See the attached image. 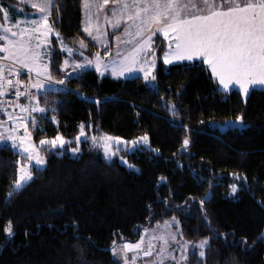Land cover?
<instances>
[{"label":"trees","instance_id":"16d2710c","mask_svg":"<svg viewBox=\"0 0 264 264\" xmlns=\"http://www.w3.org/2000/svg\"><path fill=\"white\" fill-rule=\"evenodd\" d=\"M2 3L0 18L18 0ZM49 20L66 43L78 47L83 39L100 49L84 31L83 0H53ZM121 29L110 32L112 46ZM154 40L158 92L145 87L142 76H100L92 68L66 81L73 91L43 97L45 107L57 111L49 110L46 118L32 114L35 125L27 120L35 141L59 132L70 142L54 151L44 147L45 167H32L34 179L11 199L7 194L27 157L0 146V264H114L113 241L136 242L144 229L172 217L184 239L210 238L204 257L197 249L190 252V264H264V90L251 91L246 99L237 89L217 90L218 80L201 60L164 65L166 43L159 33ZM65 55L53 37L50 72L56 79L63 78ZM166 101L181 109L179 116H172ZM237 115H243V123L235 121ZM81 122L90 137L108 133L134 139L147 132L151 147L125 153L136 167L106 158L90 137L73 155ZM184 136L191 143L182 151ZM232 184L238 185L235 193ZM8 220L12 235L3 231Z\"/></svg>","mask_w":264,"mask_h":264},{"label":"snow or ice","instance_id":"6c2138e0","mask_svg":"<svg viewBox=\"0 0 264 264\" xmlns=\"http://www.w3.org/2000/svg\"><path fill=\"white\" fill-rule=\"evenodd\" d=\"M108 2L109 0H103L98 4L97 11L104 8ZM111 2L113 4L112 15L105 14L104 20L111 24L114 30H118L122 21L126 22L123 35L128 40H123L120 36L113 39L118 44L132 41L135 46L130 47L122 55H117L115 59H103L99 53H96L94 58L84 56L80 60L72 59L69 56L60 65V69L65 70L61 79L52 76L48 71L47 63H40L42 56L38 50L42 44L49 42L48 34L55 31L49 21L53 8L52 0L31 3V7L36 10L32 13L36 16L35 19L17 20L15 25L11 23L0 25L4 41L0 43V49H3L6 59L11 61L7 65L0 63V96L10 90L9 87H6L8 85L15 88L17 98L27 96L29 101L28 104L12 105L14 108H19L22 114H28L20 119L8 114V120L14 125L12 128H7L5 122L0 121V128H4V131L0 132V144L9 147L7 142L10 141V146L13 149L18 148L27 157V160L17 169L16 178L12 181L13 190L7 194L8 199H11L16 192L22 191L26 183L34 179V174L28 166L29 161L34 162L32 167H35L37 171L41 170V167L46 163L45 157L40 154V148L32 142L31 133L25 121L31 119L35 125L36 118L32 115L33 112L46 118L49 110L57 111L55 107H41L39 98L30 92V88L42 90L45 100H47L49 91H73L67 86L66 81L80 78L84 72L92 70V66H94L95 72L100 76L110 73L113 77H125L126 79H138L137 70L142 71L145 87L158 92L159 84L154 71L156 69V51L153 40L157 33H162L168 41L167 48L163 51L164 65H169L174 61L194 62L196 58H200L202 66L210 67L213 77L218 80L217 90L222 88L228 92L232 86H238L237 90L245 97L258 88L264 90V0H111ZM85 7H89L87 0H85ZM0 9H3L2 0H0ZM4 18L8 19L6 9H4ZM92 25L93 20L89 15L84 28V31L89 35H92ZM13 27L17 30L13 31ZM95 27L97 36L93 39L103 38L106 33L100 30L99 23ZM56 36L61 40V47L66 48L71 54L73 48L63 43L59 32H56ZM33 40L39 43L34 44ZM78 43L81 48L87 47L83 39H80ZM81 55L83 54L81 53ZM104 56L108 57L109 52L105 51ZM5 67H7L8 73H21L22 69H27L29 72H35L37 78L34 82L31 79L27 82L23 79L13 80L5 75ZM21 85L24 86L23 92L20 91ZM77 94L84 95L79 92ZM86 99H94L97 104L101 102L99 98L86 97ZM165 106L173 117L180 115L181 109H178L173 101H166ZM4 111L7 112V108H4ZM51 119L55 121L57 117L52 116ZM235 121L243 123V115L235 116ZM183 126L187 127V125ZM18 128L24 129V135H17ZM84 135L85 123L81 122L75 138L77 144L80 143L81 137ZM90 139L93 145L102 147L106 158H110L121 148L126 151H135L137 148L143 150V145H147L149 142L147 132L131 141L108 133L99 136L93 135ZM69 142L57 132L51 139L42 138L39 145L40 147L50 145V150L54 151L57 146L63 147ZM190 143L189 137L184 136L181 150L186 149ZM70 151L75 154L80 149L75 147ZM153 151L158 152L159 149ZM232 175L239 177L241 181L247 180L245 175L239 173H232ZM160 179L165 178L161 177ZM239 187L242 190L250 188L246 183H241ZM230 188L231 192L235 193L238 185L232 184ZM203 203L204 201L201 200L200 204L203 205ZM203 219L209 223L211 228L206 212ZM71 226L74 229L78 228L77 221L72 220ZM211 230L216 232L215 229ZM3 231L8 235L14 233L12 220L7 221L3 226ZM217 234L223 235L225 238L228 235L227 233ZM175 238V235H171V239L175 240ZM161 239H165V236L162 235ZM185 243L192 242L186 241ZM241 243L247 247V237H242ZM195 245L200 249L199 257L202 258L205 256V248L211 247L210 238L204 236L196 241ZM75 246L80 247L79 244ZM137 249H140V242L125 243L118 248L113 241L111 252L114 264H120L121 259L123 264H128L129 251ZM137 255L150 256L151 245H149V251L141 250L137 252ZM156 256L158 259L153 260L152 264H165L166 261H170L171 264H190L186 249H183L182 254L177 258L173 252H168L162 246ZM132 259L135 260L136 256H133ZM81 264H84L83 260H81Z\"/></svg>","mask_w":264,"mask_h":264},{"label":"rangeland","instance_id":"374dc122","mask_svg":"<svg viewBox=\"0 0 264 264\" xmlns=\"http://www.w3.org/2000/svg\"><path fill=\"white\" fill-rule=\"evenodd\" d=\"M112 7H106V8H108V11H105V12H103L101 14H99V13L96 14V16H95L96 18L95 19L97 20V16L99 17V19L97 20L98 23L100 21L104 20V15L105 14H107L109 16L112 15V13H111ZM21 8L20 7L16 8V9L15 8L11 9L10 7L6 8V10L8 11V19L4 18V11H3V16L0 18V25H8L10 23L12 25H15V22L17 20H21V21L29 20L30 21V20L36 18V17H28L26 15V10H24L25 11V13H24V12H22ZM15 10H18L21 13H18ZM85 10L87 12L88 9L86 8ZM93 12H95L94 9H93ZM93 16H94V13L92 14V18H93ZM87 17H88V14H87ZM125 23L126 22L122 21L121 25H123ZM108 25L113 29L111 24H108ZM52 27L55 29V31H53V32L48 34V41L49 42L47 44H42L40 46V49H38L41 52V56H42V59H41L40 63L41 64L47 63L48 64V71H50L51 44H52V38L53 37H56V39L58 40L59 47L62 50H64V52L66 53V55L64 56V60L66 58H68L69 56H71L72 59H77V60L83 59L84 56H87L89 58H94L96 53H99L100 56L103 59H109V58L115 59L117 55H122L123 52L127 51L130 47H134L135 46L132 41H128V43L118 44L116 40H113L115 45H116V47L114 48L111 45V40H112V39L110 40L111 35H109L107 33H106V35L103 38L94 40L93 38L97 36V31L92 25V28H91L92 35H90L89 37L97 45L100 46V49L99 50H95V49L93 50L90 47L91 45H89L88 42H86V41H84V42L87 45V47L81 48L80 46H78V47L72 46V45L66 43L63 40L64 44H66L69 47L73 48V52L71 54H69L66 48H62L61 47V40L58 39L57 36H56V32H58V30L53 25H52ZM12 30L16 31L17 29L15 27H13ZM101 31L104 32L103 29ZM124 33H125V27L123 28L121 33L117 32L114 35V37L120 36L123 40H128V38L123 35ZM153 40H154V37H153ZM33 43L35 44V43H39V42L36 41V40H33ZM105 51L109 52V56L108 57L104 56ZM81 53L83 55H81ZM156 65H157V59H156ZM92 68H94V66H92ZM34 74H35V79H36L37 78V74L35 72H34ZM107 74L111 75L110 73H106L105 75H107ZM136 74L138 76H142L143 77V72L142 71L137 70ZM116 78L125 79V77H116ZM33 82H34V80H33ZM22 116H25V115H22V114L21 115H19V114H15L14 115V117H16L17 119L22 118ZM6 118L8 119V117H6ZM3 121L5 122V126L7 128H12L14 126L11 123V121H9V120L8 121L3 120ZM25 122L27 124V120ZM27 127H28V125H27ZM28 130L31 133L32 142L34 144H36L37 147L40 148V154L45 157V155L42 152V149L44 147L51 148V146L50 145H45L43 147H40L39 141L38 142L35 141L33 133H32V131L30 130L29 127H28ZM3 131H4V128L1 129V132H3ZM5 135H7V133H5ZM17 135H21V136L24 135V129L23 128H18L17 129ZM109 135H112V134H109ZM112 136H117V135H112ZM88 137H90V136H88L87 131L85 130V135L81 137L80 143L76 144V146H73V148L78 147L80 149L81 148V142L84 139H88ZM120 137H122V136H120ZM65 139L67 141H69V139H67V138H65ZM124 140L131 141L133 139L124 138ZM90 141H91V139H90ZM7 143L9 145H11L10 141H8ZM91 143H92V141H91ZM113 144L115 145V142H113ZM143 146L151 147L150 142H148L147 145H143ZM58 147H61V146H57L56 148H58ZM96 147L104 155L102 147H100V146H96ZM15 150L18 151V152H21L18 148H16ZM126 152H132V151L131 150L126 151L123 148H121L120 151L116 152L114 155H112L108 159H112V158L118 157L120 162L124 163L125 165H127L129 167H136L134 164H132L128 160V158L126 157V154H125ZM79 154H80V151L78 153H75V154L73 153V155H79ZM121 157H123V159H121ZM33 163L34 162H31V161H29V163H28V166L30 167L31 171H32V164ZM21 164H23V163H21ZM45 165H46V163H45ZM45 165L42 166L41 168L45 167ZM166 221L168 222L167 224L165 223ZM162 235L165 236V239H161ZM171 235H175V237H176L175 240L171 239ZM263 235H264V231H263ZM186 241H190V240L184 239V237L181 235V230H180L178 219L176 217H175V219H173V217H172V218L165 219L164 221H162L160 223H157L155 226L147 227L146 229H144L143 232H142V235H141V237L139 238L138 241H136V242L120 241V242L116 243V246L119 248V247H122L125 243L136 244L137 242H140V249L130 250L129 251V253H128V257H129L128 264H152L153 260H157L158 259L157 256H156V253L159 252V250H160V248L162 246L168 252H173L174 255L177 258L180 257V255L182 254V250L183 249L187 250V257H189V254H190V252L192 250L197 249V250L200 251V249L195 245L196 241H191L192 243H188V244L185 243ZM149 245H151V255L150 256L137 255V252H139L141 250L142 251H149ZM133 256H136L135 260L132 259ZM120 263L123 264V260L122 259H121ZM165 264H171V262L170 261H166Z\"/></svg>","mask_w":264,"mask_h":264},{"label":"built area","instance_id":"2783aa9c","mask_svg":"<svg viewBox=\"0 0 264 264\" xmlns=\"http://www.w3.org/2000/svg\"><path fill=\"white\" fill-rule=\"evenodd\" d=\"M2 35H3V32L0 30V43L4 42L2 40ZM0 63H4L5 65L11 63V61L6 59V56H5L3 49H0ZM5 75L7 77L13 79V80L23 79L26 82L29 81V79H31V81L33 82V80L35 78V74L33 72H29L27 69H22L21 73H8L7 67H5ZM6 87H9L10 90L8 92L4 93L2 96H0V121L2 120V116L4 114H6V112L4 111V108H7V111L11 110L15 113L22 114L20 112L19 108H14L12 105L17 104V103H20V104H28L29 103L27 96H21V97L17 98L15 96V88H12L11 86H8V85H6ZM20 91L21 92L24 91L23 85L20 86ZM30 92L39 98L40 106L45 107L42 103V97L44 96L43 92L39 91L35 88H30ZM9 101H10V103H9ZM33 113H37V112H33ZM37 114H39V113H37ZM0 130H1V128H0ZM0 146H1V144H0Z\"/></svg>","mask_w":264,"mask_h":264},{"label":"crops","instance_id":"0c3cea01","mask_svg":"<svg viewBox=\"0 0 264 264\" xmlns=\"http://www.w3.org/2000/svg\"><path fill=\"white\" fill-rule=\"evenodd\" d=\"M38 2H41V0H18V3L17 4H15L14 6H15V8H18V7H22L21 9H22V12H24L25 13V11L24 10H26V15L28 16V17H36L35 15H32V13H34L36 10L35 9H33L32 7H31V3H38ZM52 2H53V0H52ZM103 2V0H87V3H88V5H89V7H87V12H86V7H85V0H83V27L85 28V26L87 25V21H88V17H89V15H91V17H92V14L94 13V16H93V18H92V20H93V27L96 29V27H95V25L98 23L97 22V20L95 19L96 17V14L97 13H99V14H101V13H103V12H105V11H108V8H106V7H112L113 6V4H112V2H111V0H109V2L104 6V8H102V9H99V12L97 11V5L98 4H100V3H102ZM26 6L27 7H29V9H27L26 8ZM93 9L95 10V12H93ZM16 12H18V13H21V12H19L18 10H15ZM88 14V17H87V14ZM23 16V15H22ZM50 21V20H49ZM99 25H100V30H104V32L105 33H107V34H109L110 35V32H113V31H116V30H114V29H112L106 22H105V20H103V21H100L99 22ZM120 28H122L120 31H118V33H121L122 32V30H123V28H124V24L123 25H120L119 27H118V29H120ZM86 34L88 35V36H90L89 35V33H87L86 32ZM160 35H161V37H162V39L165 41V43H166V48H167V45H168V41H167V39L163 36V34L162 33H159ZM106 35V34H105ZM90 38V37H89ZM110 40H111V37H110ZM93 41V40H92ZM94 42V41H93ZM109 42V41H108ZM114 42V41H113ZM95 43V42H94ZM96 44V43H95ZM155 46V45H154ZM113 47L115 48L116 47V45H115V43H114V45H113ZM165 48V49H166ZM163 57V56H162ZM196 60H201L200 58H196ZM185 61H187V60H185ZM178 62H184V61H174V62H172V63H178ZM209 69H210V67H209ZM211 70V69H210ZM34 81H35V79H34ZM237 87L238 86H232L231 87V89H230V91L231 90H233V89H237ZM222 89V88H221ZM223 90V89H222ZM224 91V90H223ZM243 96V95H242ZM248 97V96H247ZM247 97H245V96H243V98L244 99H246ZM12 116H14V114H11ZM6 121H8V119L6 118L5 119Z\"/></svg>","mask_w":264,"mask_h":264},{"label":"water","instance_id":"95a60500","mask_svg":"<svg viewBox=\"0 0 264 264\" xmlns=\"http://www.w3.org/2000/svg\"><path fill=\"white\" fill-rule=\"evenodd\" d=\"M209 221V220H208ZM140 227L142 228L143 227V225L142 224H140ZM115 244H116V242H115Z\"/></svg>","mask_w":264,"mask_h":264}]
</instances>
